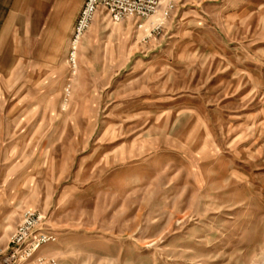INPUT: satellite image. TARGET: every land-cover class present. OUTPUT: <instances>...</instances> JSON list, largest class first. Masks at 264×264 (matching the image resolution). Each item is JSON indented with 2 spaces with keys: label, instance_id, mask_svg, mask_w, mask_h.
Listing matches in <instances>:
<instances>
[{
  "label": "rangeland",
  "instance_id": "374dc122",
  "mask_svg": "<svg viewBox=\"0 0 264 264\" xmlns=\"http://www.w3.org/2000/svg\"><path fill=\"white\" fill-rule=\"evenodd\" d=\"M68 52L0 57V264H264V0L100 10Z\"/></svg>",
  "mask_w": 264,
  "mask_h": 264
},
{
  "label": "crops",
  "instance_id": "0c3cea01",
  "mask_svg": "<svg viewBox=\"0 0 264 264\" xmlns=\"http://www.w3.org/2000/svg\"><path fill=\"white\" fill-rule=\"evenodd\" d=\"M84 3L85 0H0V57L65 59Z\"/></svg>",
  "mask_w": 264,
  "mask_h": 264
},
{
  "label": "built area",
  "instance_id": "2783aa9c",
  "mask_svg": "<svg viewBox=\"0 0 264 264\" xmlns=\"http://www.w3.org/2000/svg\"><path fill=\"white\" fill-rule=\"evenodd\" d=\"M163 0H86L74 26L70 40L68 63L72 70L77 67L79 45L92 24L96 14L105 10L110 19L117 23L127 18L144 21L159 10Z\"/></svg>",
  "mask_w": 264,
  "mask_h": 264
}]
</instances>
